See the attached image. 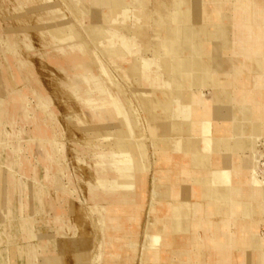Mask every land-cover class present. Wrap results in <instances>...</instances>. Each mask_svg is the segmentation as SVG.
I'll list each match as a JSON object with an SVG mask.
<instances>
[{"label": "crops", "instance_id": "1", "mask_svg": "<svg viewBox=\"0 0 264 264\" xmlns=\"http://www.w3.org/2000/svg\"><path fill=\"white\" fill-rule=\"evenodd\" d=\"M147 2L148 0L122 1V5L129 11V17L125 19H134V26L128 30L134 33L135 42L137 39L145 41L144 44L140 42L139 47L136 45L134 50L132 46L125 44L126 55L122 57L135 56L131 61L132 67L147 70L149 79L144 81L150 83V88L147 86L150 94L156 87L154 79L159 73L155 72L153 66L159 69L161 67L156 62V54L153 58L145 59L144 55L148 54V50L144 48L152 46L153 52L157 39L169 38L174 50L170 56L172 59L177 57L175 60L182 63L189 80L188 73L192 71L193 63L192 44L199 42L194 35L198 28H202L200 32L208 46L202 52V59L209 68L211 77L207 86L192 88V99L198 103L199 119L208 124L211 138L217 141L213 150L209 154L204 153L203 134L199 131L191 132L189 136L197 143L198 152L202 154L197 152L198 164H195L187 150H175L170 145L163 149L157 146L155 154L154 148L152 157L146 161L148 170L140 171L144 174L136 177V183L141 188L138 191L144 203L141 216H138L135 224L113 225L132 215L137 189L131 185L128 193H125L122 185L117 184L120 176L117 167L122 162L109 165L117 177L112 181H99L108 186V192L105 193L107 198L100 208L92 210L100 236L98 241L91 238V250L89 243H85V246L84 240L82 241L83 235L67 233L66 229L73 226L71 223L76 224L74 221L68 222L69 226H63L66 220L60 218V215L55 216L58 237L63 238L62 240L67 237L70 239L63 243L60 240L58 244V241H52L49 234L39 232L37 236L32 231L31 223L22 215L20 232L23 242H13L12 238L11 246L0 244V264H77L76 256L80 252L85 258V264H264V186L262 189L253 185V162L250 158L253 143L264 139V30H258L260 27L264 28V16L257 18L251 12L253 8L254 12L255 4L264 8V0H198V5L204 10L202 21L191 22V18L187 17V23L182 24L186 30L184 37L171 31L178 27L171 20L173 0H155L154 10L147 12L148 17L138 18L137 12H141L139 7H145ZM240 5L242 9L239 8ZM158 11L163 14L162 20L158 19ZM125 19L120 23H124ZM150 20L156 23L154 30L147 27L150 23L147 21ZM161 21L164 23H160ZM108 35L110 36L109 33ZM150 41H154L153 45H148L147 42ZM140 53L139 67L136 58ZM160 82L161 84H157L162 87L159 91L163 96L162 101L166 103L169 101L167 78L161 77ZM186 84L188 89L190 83ZM111 102L115 114L122 115V123L126 121L128 124L125 105L121 104L118 96L116 102ZM174 104L181 106L183 115H189L188 98L184 103L177 101ZM185 122L189 123V120ZM184 135L182 132L180 137ZM215 172L224 173L221 181L213 182ZM214 184L223 186L219 189L227 193V199L215 191ZM110 214L117 218L115 222L109 221ZM73 218L79 220V215L73 214ZM148 220L153 226L151 232L161 235V244L145 245ZM115 231L118 232L114 233ZM33 238L37 241H33Z\"/></svg>", "mask_w": 264, "mask_h": 264}, {"label": "rangeland", "instance_id": "2", "mask_svg": "<svg viewBox=\"0 0 264 264\" xmlns=\"http://www.w3.org/2000/svg\"><path fill=\"white\" fill-rule=\"evenodd\" d=\"M94 2L0 0L2 246H11L12 238L13 242H23L22 215L37 236L39 232L49 234L59 244L63 238L56 233L55 216L60 215L66 220L63 226L76 223H71L73 226L66 229L67 233L83 235L82 241L89 243L91 250V238L98 241L100 236L92 210L100 208L108 192V186L99 181L117 177L109 165L122 162L117 167L121 176L128 171L125 168L135 169V160L126 150L144 144L146 162L154 153L155 142L181 138L175 131L161 135L172 122L171 110L154 104L164 103L163 96L157 90V97L149 95L150 83L132 71L131 61L135 56L121 59L108 55V40L93 30H107L110 36L126 38L130 44L134 33L128 29L134 26V19L109 24L102 18V12L107 13L112 6ZM154 2L148 0L138 10L153 11ZM149 22L147 27L154 30L156 23ZM136 41L137 46L145 43ZM147 43L153 45L154 41ZM148 47L144 48L148 50V55L143 54L145 59L155 55L153 47ZM142 53L137 54L139 67ZM153 69L166 78L161 68L153 66ZM204 75L209 76L210 72ZM196 86L200 85L189 90ZM175 91L169 89V100ZM117 96L128 110V124L122 123V115L117 116L113 111L111 101L116 102ZM203 138L212 139L210 133L203 134ZM260 141L253 145H258L256 150L264 151V142L260 144ZM261 158L260 172L257 170L259 178L264 179V158ZM143 203L144 200L137 204L143 207ZM73 214H78L79 220H74ZM65 240L70 241L67 237L62 243ZM76 263L85 264L81 252Z\"/></svg>", "mask_w": 264, "mask_h": 264}, {"label": "bare ground", "instance_id": "3", "mask_svg": "<svg viewBox=\"0 0 264 264\" xmlns=\"http://www.w3.org/2000/svg\"><path fill=\"white\" fill-rule=\"evenodd\" d=\"M91 1L94 2L95 0H91ZM122 1H124V0H103V1H101L103 4L104 3H108V4H110V6H112V9L110 11H108L107 13L106 12H102V18H104V20L107 21V22H109L110 24H114V23L117 24V22H120L121 21L120 18H124L125 19V18L129 17V11L127 10V8H125V6L122 5L123 4ZM127 1H129V0H127ZM235 1L238 2V0H235ZM192 2H193V5L194 6L192 5ZM192 2H189V0H173V5H171V8L173 7L174 8V11L171 13V20H172V22L174 24L178 25L177 28H174V29L171 30L173 34H175V33H177L178 35L181 34L180 36L184 37L183 34H185L184 32L186 30H185L184 26H182V24L187 23L185 21L187 17L191 18V22L193 20L194 21H198V22L202 21V15L204 14L203 8H201L198 5V3H199L198 0H194V1L192 0ZM99 3H100V0H99ZM254 6H255L254 12H253V9H254L253 7H252L253 9L251 10L252 15L255 16V17H257V16L258 17H261V16L263 17L264 16V8H261L259 5H256V4ZM239 8L242 9V5H240ZM147 12L148 11H146V12H144V11L137 12L136 16H138V18H146V17H148L147 16L148 15ZM157 15L159 16L158 19H160V20H162L164 18L163 17V14H161L159 11L157 12ZM208 17H210V16L208 15ZM148 22L149 21H147V23ZM160 23H164V21L163 22L161 21ZM144 25H146V24H144ZM249 28L250 27H248V29ZM93 30L96 31V32H98V34H101L102 38L105 37L106 41L108 40V42H109L108 43L109 48L106 49V51L108 52V55H110V56L115 55V56H117L119 58H122V59L123 58H126V56L125 57H122V56L126 55V52L124 51V50L127 49V47L125 46V44H127L126 43V40H127L126 38L116 37L115 35H113L111 37L110 36L107 37L108 36L107 33H109V32L107 30H104V29H97L96 28V29H93ZM201 30H202L201 27L198 28V32H195V35H194V38L195 39L198 38L197 40H199V42H198L199 44L196 43V42H194V44H192V51H193L192 71H190V73L187 72L189 74V77H188L189 80H187V78L185 76V74H186L185 67L182 66V63H179V61H176L174 58L173 59L171 58V56H172L171 55V53H172L171 51H174L172 49L171 39H169V38H166L165 39V38H161L160 37L161 39H157V41L155 42V47H154V51L156 52L155 54L157 56V58H156L157 61L156 62L159 64V66L161 67L162 73H164L166 75V78H167V82H168V85L167 86L169 87L168 90L170 88L176 90L175 93L173 94V96L171 97V100H169L168 102H166V103L165 102L162 103V102H159V101L154 102V104L156 106L160 107V109H164V110H167V111L171 110V112L169 111V113L171 115L172 122L170 124L165 123V124H167L166 130H165V133H163L161 135L168 136L169 135V131H175L179 136H181V133L182 132L185 133L184 137H182L180 139H177V140H170L169 138H165V139L159 140V142H155V152H157V146H160L163 149V148L168 147V145L173 146L175 150H187L186 152H188V155L189 156H192V159L196 162L195 164H198L197 162L199 161V154H200L198 152L199 150H198V147H197V143L193 142V139L192 138H185V137L186 136L189 137L191 132L194 133L196 131H199L201 134H205V135H208L209 134L208 124H206L205 121H202V120L199 119V115H198V112L199 111H198V108H197V104L198 103L196 101H193V99H192V96H193L192 93L193 92L189 90V88H191V86H193V85L207 86L208 85L209 78L211 77V75H209V76L208 75L207 76L204 75L205 72H210V71H209V68L206 67L205 62L202 59V52L205 51V47L208 48V46H206L207 45L206 44V40H204V38L201 35V32H200ZM258 30L259 31L260 30L262 31V30H264V28L263 27H260V29L258 28ZM196 36H197V38H196ZM133 40H134L133 42L136 43L134 38H133ZM254 41H255V39H254ZM257 42H259V41H257ZM134 43L131 42L128 45L133 47ZM239 46H241V44ZM134 47H136V44L134 45ZM240 48H243V46L240 47ZM114 49H116V50H114ZM136 60H138V59L136 58ZM132 62H133V60H132ZM131 64H133V63H131ZM216 68H217V66H216ZM131 69H132L133 72H136L138 74V76L141 78V80H143V79L145 80V79L148 78V72H147V70L145 68H144L145 71H142L141 69H136V68H133V67ZM136 73H135V75H137ZM139 77H137V78L139 79ZM132 78H134V77H132ZM154 80H155L154 81V85H156V87L154 88L155 91L153 90L149 95H153V96H156L157 97L158 95L155 94L156 93V90L159 91L162 88V87H158L160 85L157 84V83H160L161 84V82H160L161 81L160 74H158V76ZM183 82H184V84H183ZM188 82L190 84L188 85V89H187L186 88L187 87L186 86L187 85L186 83H188ZM163 84H165V83L163 82ZM218 85H220V84H218ZM238 91H239V89H238ZM186 93H187V96L185 95ZM186 98L189 99V103H190V108H189L190 111H189V115L188 116L187 115L186 116L183 115L184 112L182 113V110L183 109H181V106H178V105L174 104V102H177V101L178 102H181V103H184V101H185ZM152 111H153V109H152ZM150 115H153V112H151ZM186 120H189V123L185 122ZM166 131H167V133H166ZM155 135H157V134H155ZM206 137H209V136H206ZM205 139H207V140H205ZM205 139L202 140L203 141V151H204L205 154H209V152L211 150H213V147H214L213 145H215V143L217 141H212V139L209 141L208 140L209 138H205ZM217 144H219V143H217ZM252 146H253L252 149H251L252 154H251V157H250L252 159V162H253L251 164V172L253 173L252 174L253 176H251L252 177V183L255 186V188H262L263 189L264 179H260L259 178V172H260V170L258 168H259L260 162H259V159H257L258 156H260V158L262 157V154L260 152L261 150L260 151L259 150H256V146L258 147V145H255L254 144ZM125 152L126 153L127 152L128 153L131 152V156L135 160V166H133V165L132 166L135 169H134V171H131V170L125 168V170H128V171L125 172L124 174H121V176H119V178H118L119 180L117 181V184L122 185V187L126 190L125 193H128L127 191H129V187L131 185H134L135 188L137 189V192H136V197L137 198H136V201H135V205L133 206L132 215H130V216H128L126 218V220H125L126 222L125 221H123V222L122 221H120V222L118 221L116 223L115 221L117 220V218L116 217H112L111 214H110V217H111L110 219L111 220H109V221L110 222H115L113 224L115 226H121V225H124V223H130V224L131 223L132 224L137 223V221H138L137 218H138V216L140 218L141 211H142V208H143L141 205H138L137 204L138 202L143 201L144 199H142V195L138 191L141 188L136 183V180H137L136 177L142 176V174H144V173H140V171L141 172L142 171L144 172V170L145 171L148 170V166H146V162L144 160L145 159V155H144L145 146H144V144H142V145H140V147L136 146V147H134L132 149L126 150ZM200 155H202V154H200ZM203 156H205V155H203ZM174 157L176 158V155H174ZM123 159L126 160V156L125 155L123 156ZM123 159L121 161H124ZM246 159H248V158H246ZM207 160H209V159L207 158ZM207 160H206V162H207ZM209 161L207 163H209ZM141 162H142V164H141ZM261 166H262V164H261ZM257 169L259 170V172H258ZM222 174H224V173H222V172H215V174H214L215 178H214V181L213 182L221 181V179H223ZM223 183H226V182H223ZM214 187L216 188L215 191L217 190V192L219 194H222V197L223 198L226 197L225 199H227V193H223V192H221V189H219V187H221V186H219L218 184H214ZM212 192H213V189H211V193ZM217 192H216V194H217ZM234 193H236V192H234ZM140 197H141V199H140ZM201 206H202V204H201ZM219 206H220V204H219ZM227 206H229V205H227ZM103 210H105V209H103ZM196 213H197V210H196ZM113 218L115 220H113ZM138 223H140V221ZM132 227H134V226H132ZM163 227H164V225H163ZM152 230H153L152 223H151L150 220H148L147 223H146V231H145V239H144L145 245H147L148 243L149 244L154 243L156 245L157 244H161V235L154 234L153 232H151ZM162 230H164V229H162ZM117 232L118 231H115L114 233H117ZM107 243H108V240L106 241V245H108ZM112 245H114V244H112ZM106 252H107V250H106Z\"/></svg>", "mask_w": 264, "mask_h": 264}, {"label": "water", "instance_id": "4", "mask_svg": "<svg viewBox=\"0 0 264 264\" xmlns=\"http://www.w3.org/2000/svg\"><path fill=\"white\" fill-rule=\"evenodd\" d=\"M264 142V139H262L261 141H260V144H262ZM260 150H261V148H260ZM261 152V154H262V157L264 158V151L262 150V151H260ZM260 158V156H258L257 157V159H259Z\"/></svg>", "mask_w": 264, "mask_h": 264}]
</instances>
